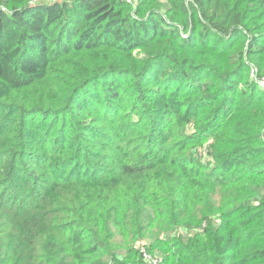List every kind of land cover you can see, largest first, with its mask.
I'll list each match as a JSON object with an SVG mask.
<instances>
[{
    "label": "trees",
    "instance_id": "trees-1",
    "mask_svg": "<svg viewBox=\"0 0 264 264\" xmlns=\"http://www.w3.org/2000/svg\"><path fill=\"white\" fill-rule=\"evenodd\" d=\"M250 65L264 0H0V264H264Z\"/></svg>",
    "mask_w": 264,
    "mask_h": 264
},
{
    "label": "built area",
    "instance_id": "built-area-1",
    "mask_svg": "<svg viewBox=\"0 0 264 264\" xmlns=\"http://www.w3.org/2000/svg\"><path fill=\"white\" fill-rule=\"evenodd\" d=\"M124 1L130 2V3L133 2V0H124ZM249 78L253 82H255L261 89H264V73L259 72L258 68L255 67L254 65H250ZM262 138H263V142H264V134H263Z\"/></svg>",
    "mask_w": 264,
    "mask_h": 264
},
{
    "label": "rangeland",
    "instance_id": "rangeland-1",
    "mask_svg": "<svg viewBox=\"0 0 264 264\" xmlns=\"http://www.w3.org/2000/svg\"><path fill=\"white\" fill-rule=\"evenodd\" d=\"M248 76H249V71H248ZM98 107L96 106V107H89L87 110H86V112L85 113H90V112H92V111H94V110H96ZM188 134H192L193 132H194V130H192V129H189L188 131Z\"/></svg>",
    "mask_w": 264,
    "mask_h": 264
}]
</instances>
